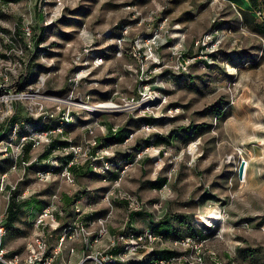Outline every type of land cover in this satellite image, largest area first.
Returning a JSON list of instances; mask_svg holds the SVG:
<instances>
[{"label": "rangeland", "instance_id": "374dc122", "mask_svg": "<svg viewBox=\"0 0 264 264\" xmlns=\"http://www.w3.org/2000/svg\"><path fill=\"white\" fill-rule=\"evenodd\" d=\"M254 15H248L229 0H0V131L13 114L34 121H55L57 125L66 104L58 107L46 96L66 99L74 93L76 98L88 96L89 103H96L117 101L120 95H135V72L128 69L130 64L136 67L134 58L125 51L116 56L108 46L117 25H129L128 39H132L138 33L149 32L155 22L166 17L165 28L176 25L191 56L195 54L193 40L214 22L221 23L228 34L212 59L198 58L191 65L195 79L178 74L168 77L170 69L160 68L155 76L158 84L152 86L160 92V117L152 120L153 127L149 130L142 129V122H138L130 128L133 136L125 145L114 144L113 161L124 163L118 152L131 151L135 158L137 149L152 142L156 134L165 136L173 130L183 133L188 127L196 131L183 140L176 136L170 143L155 144L170 146L168 155H161L159 163L155 157L143 156L151 163L150 177L167 176L169 190L142 194L125 189L122 180L134 159L121 175L119 188L141 201L142 209L136 213L128 212L123 201L120 202L124 206L102 202L103 192L112 185L103 179L104 174H99L104 185L99 192L101 186L82 188L77 179L70 186L60 179L41 182L35 179L34 170L29 169L19 187L20 192L32 198L28 203L39 208V200L47 203L55 194L59 198L56 202H60L59 193L70 196L79 190H85L83 195L98 193L94 207L111 211L108 227L115 232L127 227L143 230L180 214L192 227L209 231L214 225L207 246L232 264H264L261 230L264 226V43L260 38L264 34L255 30ZM90 40L92 50L84 52ZM128 47L127 43L124 50ZM95 52L104 56L99 66L91 65ZM158 53L168 61L166 47ZM80 68H86L87 75L74 87L69 77ZM174 81L181 83L180 87L174 88ZM76 110L83 112L81 122L74 115ZM72 113L70 124L77 123L78 134L67 138L79 143L86 136L88 114L77 108ZM98 118L101 123L110 119L112 125L121 126L129 119L141 117L104 114ZM67 126L53 136H60ZM96 134L100 139L105 135L99 131ZM3 135L7 137L0 136V157L6 153V157L12 158L18 153L19 160V136L8 125ZM44 146L32 147L28 160L31 164H36L34 159ZM180 153L191 164L183 160L170 162ZM242 160L248 167L239 179L238 166ZM10 178L14 179L15 175ZM0 198L3 203L5 199ZM115 206L121 210L114 211ZM214 214H221L224 219L218 220ZM176 228L186 234L184 225L176 224ZM33 233V228L16 221L11 231L7 229L6 244L12 250L21 249ZM78 255L75 253L70 258ZM58 261L57 264H63L61 259Z\"/></svg>", "mask_w": 264, "mask_h": 264}, {"label": "built area", "instance_id": "2783aa9c", "mask_svg": "<svg viewBox=\"0 0 264 264\" xmlns=\"http://www.w3.org/2000/svg\"><path fill=\"white\" fill-rule=\"evenodd\" d=\"M257 15H260V11H257ZM166 21L167 18L163 17L153 24L149 32L138 33L132 39H128L129 25H117L112 31L109 49L111 48L116 56H121L125 51L135 60L136 67L133 68V64L128 65V69L135 72V95H120L117 101L109 99L96 103H89L88 96L85 99L76 98L74 93H71L66 99L56 96L45 97L54 101L58 107L66 104V109L62 110L57 125L52 128L43 129L39 125L32 128L29 125H24L26 133L19 137V148L22 149V145L27 141L32 142L33 148L49 144L52 141L51 136L55 132L61 131L65 125H69L73 121V108L87 111L86 136L79 143L68 139L66 144L56 146L47 158L41 160L35 158L36 165H38L34 170L36 180L49 182L53 179H60L69 185H75L76 178L71 170L75 165H88L95 173L104 174V180L108 179L110 172L117 171L119 176L103 192L102 202L110 206L115 202L123 201L130 213L142 209L141 201L134 194L119 188L121 175L133 161L122 160L124 163L113 161L114 143L104 142L97 137V131L102 133L107 131L105 124L100 122L98 116L126 114L127 116L149 117L157 120L154 118L160 117L158 101L160 92L152 86L158 84L155 76L159 69L162 67L169 68L168 77L171 74L194 77L195 75L190 71L191 65L198 58L212 59L228 35L227 30L222 28V24L217 26L213 23L208 30L193 40L192 47L195 49V54L191 56L188 55L183 46L182 32L178 30L176 25L170 29L165 28ZM260 38L264 43V36ZM127 43L129 47L124 50ZM92 45V40L86 43L84 52H90ZM163 46L168 50L169 59L167 62L158 53ZM204 60L201 62L206 64ZM103 61L104 56L100 52H95L91 65L99 66ZM85 63L87 64V62ZM85 72L86 68H80L69 77V81L74 87L87 75ZM176 82L173 83L174 88L180 87L181 83ZM104 102H108L111 107L107 109L98 108V105ZM42 117L45 118L47 115ZM140 126L142 129L149 130L153 127V121L150 123L143 121ZM19 127V123L12 126L14 135H17ZM118 127V125H112L111 131L116 132ZM132 136V132L127 133L124 142ZM190 145L186 149L188 154L191 152ZM168 147L170 146L155 145L153 141L143 144L137 149L135 160L149 155L155 157V162L159 163L162 160L161 155H168ZM18 155V153L14 155L10 169L15 170L21 167L22 172L17 181L10 184V191L17 190L18 180L23 178L26 166L32 163L28 160L19 161ZM180 160H183L187 165L191 164V161L182 157L181 153L173 157L170 162L176 164ZM242 161L245 163V160ZM6 176L7 173L5 172L0 177V190L4 189L6 185L4 183ZM161 189L169 190L168 183ZM10 195L11 193L8 194L7 198ZM57 198L55 194L53 200L43 206L40 211L34 213L32 219L23 213L22 216H19L20 213L17 214L15 219L17 222L34 229V233L25 239L22 250H12L5 246L6 216L0 214V264H56L63 251L67 256L63 259V264H180L181 262L184 264H232L230 259L224 258L218 255L215 250L208 248L209 231H203L206 234L204 237L185 236L177 239H166L150 228L134 230L132 227H127L118 232H111L108 227L111 211H105L99 215H94V211H85V208L90 210L95 208L96 201L93 199H84L83 202H81V198L75 200L73 211H70L71 217L62 220L60 216L63 215V211H55ZM217 218L218 220L224 219L221 214H218ZM213 227L214 225L209 228L212 229ZM162 245L167 247L163 248ZM161 249H169L176 254L169 258L150 259L153 251ZM75 253H79V257L72 260L70 257ZM145 260L148 261L142 263Z\"/></svg>", "mask_w": 264, "mask_h": 264}, {"label": "crops", "instance_id": "0c3cea01", "mask_svg": "<svg viewBox=\"0 0 264 264\" xmlns=\"http://www.w3.org/2000/svg\"><path fill=\"white\" fill-rule=\"evenodd\" d=\"M231 1L233 4H235L238 8H240L243 12H246L248 15L254 13V17L252 19L253 23H254V26H255V30L259 33H261L259 31V26L264 25V3L260 2V3H257L256 5L261 9V12H260V15H257V11H260L259 9H254L249 0H229ZM261 34H264V33H261ZM188 53V52H187ZM14 115V114H13ZM17 117H19L18 119V123L22 126H24V118L26 116H21L19 114H15ZM74 115L77 117L78 121L81 122L82 120V117H83V112L82 111H74ZM85 116V115H84ZM145 118H149V117H142V118H139V120H135V119H129L128 121H126L125 124L121 125L118 127V131L121 129L122 132L120 133H117L116 132H112L111 131V126H112V122L110 121V119L108 120H103V123L105 124V127H106V132H105V135H103V137L101 138L102 141L104 142H109L110 139H112L113 137H116V138H122L123 135L127 134L132 128L134 127L135 125H137L138 122H143L145 121ZM37 122V125H44L45 127L49 128V127H54L56 126V123L55 121H41L40 119L39 120H36ZM146 122V121H145ZM5 127H7V124L6 126H4L2 128V130L0 131V136H2L1 139H5L7 136L6 135H3L5 133ZM77 128V123H72V124H69L65 131H62L60 133V136L56 135V136H51V139L52 141L49 143V144H46L42 151V153L44 151H46L48 149V147L51 145V144H56V143H59L61 141H64V142H67V140L69 138H67L68 136H71L73 135L74 133L78 134V130L76 129ZM77 139V138H76ZM3 141V140H2ZM114 144H118V145H125L124 144V141H118V142H112ZM24 145V144H23ZM22 145V147H23ZM32 147L30 148L28 154L26 155V157L28 158L27 160H29L31 158L30 154L32 152ZM121 157H123L125 160L126 159H129V160H133L134 161V154L130 151V152H126V151H120L118 152ZM21 155L19 156L20 159L19 161L23 160V151L21 149ZM41 154V153H40ZM39 154V155H40ZM5 154H3L2 157H0V177L3 173H7V176L4 178V183H6L4 189L0 190V197H3L5 199V201L2 203L1 201V198H0V211H3L2 214L5 213V215H7V206L9 204V197L7 198L8 194L9 193H13V191H10V184L14 183L17 181L18 177L21 175V172H22V168L19 167L18 169H15V170H11L10 169V166L12 164V161H13V157L10 158V157H6ZM38 155V156H39ZM38 165L36 164H31L29 166H26L25 168V172H24V175H23V178L21 180H18L17 182V190L16 191V196H15V200L17 201L18 203V213L21 214L22 216V213L27 215L29 217V219H32V217L34 216V213H36L37 211H40L42 209L43 206H45L46 204H48L50 201H48L47 203H45L44 201H40V206L39 208H36V204L34 203H28L29 200H31L32 198H28L26 195V193H24V191H19V187L20 185L23 184V182L25 181L24 179V176H25V173L27 170L29 169H33L35 170L37 168ZM74 168L71 169L72 172L74 173L75 175V178L78 180V183H79V186H81L82 188H92V187H96V186H101L100 188V191L101 192L103 189H104V185H102V183H100V176L99 174H96L92 171H90V169H88V166L87 165H75L73 166ZM247 167H248V164L246 166H244V174H246L247 172ZM6 168V170H5ZM151 163H149V159L148 158H145V157H142V158H139L137 160H135V163L133 164L132 168L130 169V171L124 176L123 180H122V186L127 189V190H130V191H134V192H137L139 191L140 193L142 194H148L150 193L151 191H156L157 189L155 188H152L150 186V182L151 181H154L157 177H163L165 175H158L156 177H150V174H151ZM113 173V172H112ZM111 173V174H112ZM15 175V178L14 179H11L10 176L11 175ZM243 174V176H244ZM34 175V173H33ZM110 175V173H109ZM113 177V175H111ZM107 182H112L113 180H109L107 179L106 180ZM19 185V186H18ZM70 186V185H69ZM103 188V189H102ZM85 193V190H79L78 193L74 194L73 196H70L71 194L70 193H67L65 195H62V193H59L60 194V202H56L57 203V209L55 211H63V215H59L62 220L64 219H69V217H71V212L70 211H73V204L75 202V198L76 197H79L81 196V201L83 202L84 199H93L95 201V199H98L99 198V195L98 193H92V195H89V193H86L85 195H83ZM57 195V194H56ZM59 200V198H58ZM52 201V200H51ZM2 203V204H1ZM118 204L120 205H123L124 204L122 202H118ZM84 207V205H83ZM86 210L85 211H94V213L98 212V214H101L103 213V211H106L104 207L102 208H93L92 210L88 209V208H85ZM121 210V208L119 206H115V210L114 211H119ZM1 214V213H0ZM16 214V216H17ZM19 214V216H20ZM65 215V217H64ZM213 216H217V215H213ZM17 217L14 218V220L12 221V228L14 226V222H16V219ZM7 221V220H6ZM9 229L10 231L12 230ZM110 231L111 232H115L114 229L110 228ZM4 244L7 248H9L6 244V237L4 238ZM23 246H24V243H23ZM23 246L21 249H14V250H22L23 249ZM10 249V248H9ZM79 254V253H78ZM79 257V255H78ZM77 257V258H78ZM64 258H67L66 255H61L60 259L62 260L63 262V259ZM75 258V259H77ZM59 259V260H60ZM75 259H72V260H75ZM59 262V261H58ZM57 264V263H56Z\"/></svg>", "mask_w": 264, "mask_h": 264}, {"label": "trees", "instance_id": "16d2710c", "mask_svg": "<svg viewBox=\"0 0 264 264\" xmlns=\"http://www.w3.org/2000/svg\"><path fill=\"white\" fill-rule=\"evenodd\" d=\"M8 2L10 0H7ZM251 6L254 8V9H259L260 12H261V9L256 5L257 3H264V0H249ZM214 25H217V26H220L221 23H216L214 22ZM259 31L261 33H264V25L261 24V26H259ZM24 118V117H23ZM19 117H17L15 114L12 115L8 121H7V125H8V128H12V126L15 124V123H18ZM24 125H29L30 127L32 128H35V127H38L37 125V122L34 121L31 117H25L24 119ZM153 119L151 118H145V121L146 122H152ZM40 128H43V129H49V128H52V127H45L44 125H39ZM25 126H22L20 125L19 127V130L17 131V136H21V134L23 133H26V130L24 129ZM7 127H5L6 129ZM189 129H191L190 127L185 128L184 129V132L181 133L180 131L178 130H173L171 132V134H167L165 136H162L160 134H156V137L153 139V143L154 144H159V143H170L171 140H176V136L177 137H181L182 140L183 139H186V138H189L191 137V133L193 132H196V131H190ZM122 132V130L120 129L119 131L117 130V133H120ZM180 132V133H178ZM127 137V134L123 135V137L120 139V138H116V137H113L112 139H110L109 142H118V141H124V139ZM67 142H64V141H61L59 143H56V144H51L48 149L46 151H44L43 153H41L37 158L39 160L43 159V158H47L52 150L58 146V145H64L66 144ZM32 147V142L31 141H27L23 147H22V151H23V160L27 161V157L26 155L28 154L30 148ZM127 161H131L129 159H126ZM74 167H72L71 169H73ZM112 172H110V175L108 177L109 180H115L118 178L119 176V173L117 171H113V173L111 174ZM113 175V177L111 176ZM168 182V178L167 176H163V177H157L154 181H151L149 184L152 188H155L157 190H160L166 183ZM15 196H16V191H13V193L10 195L9 197V204L7 206V221H6V229H11L12 228V221L14 220V218L16 217V214L18 212V203L17 201L15 200ZM81 196L79 197H76L75 199L78 200L80 199ZM136 213V212H135ZM94 215H99L98 212L94 213ZM174 218V221H171V219ZM176 224H179V225H184L185 227V231H186V234H181V231L183 230H179L176 228ZM152 231H154L155 233L159 234V235H162V237L166 238V239H177V238H181V237H185V236H190V237H194V236H201V237H204L206 236V234L203 233V229L200 228V227H192L191 225H189L188 221H184L183 220V217L182 215L180 214H175L173 217L169 216L167 217V219H164V220H161L157 223H153L151 224V226L149 227ZM206 228V227H204ZM209 229V233L208 235H211L212 232L214 231V229H211V228H208ZM174 254H176L175 252L169 250V249H161V250H155L153 251V253H151V258L150 259H156V258H169L171 256H173ZM148 260H145L143 261L142 263H145L147 262Z\"/></svg>", "mask_w": 264, "mask_h": 264}, {"label": "water", "instance_id": "95a60500", "mask_svg": "<svg viewBox=\"0 0 264 264\" xmlns=\"http://www.w3.org/2000/svg\"><path fill=\"white\" fill-rule=\"evenodd\" d=\"M244 166H245L244 161H241L240 164H239V166H238V178L239 179H242L243 178Z\"/></svg>", "mask_w": 264, "mask_h": 264}, {"label": "bare ground", "instance_id": "6f19581e", "mask_svg": "<svg viewBox=\"0 0 264 264\" xmlns=\"http://www.w3.org/2000/svg\"><path fill=\"white\" fill-rule=\"evenodd\" d=\"M109 107H111V105L108 102H104L98 105V108H101V109H107ZM261 230L262 232H264V227H261Z\"/></svg>", "mask_w": 264, "mask_h": 264}]
</instances>
